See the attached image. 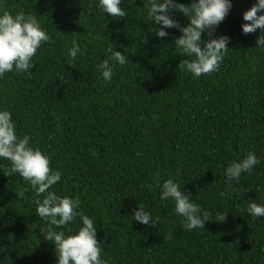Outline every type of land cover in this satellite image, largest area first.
Masks as SVG:
<instances>
[{
    "label": "trees",
    "instance_id": "1",
    "mask_svg": "<svg viewBox=\"0 0 264 264\" xmlns=\"http://www.w3.org/2000/svg\"><path fill=\"white\" fill-rule=\"evenodd\" d=\"M257 2L231 0L212 36L202 33L228 36L229 50L218 70L196 77L178 68L188 58L174 44L179 29H164V38L149 30L156 25L148 0H121L124 18L104 13L99 0H0V14L35 15L51 37L31 74L14 68L0 77V111L61 173L49 191L79 198L106 264H264V216L247 213L253 201L264 205V44L256 45L264 31L241 28ZM170 15L181 27L190 22L178 10ZM111 44L125 65L110 60ZM105 59L115 65L110 82L97 69ZM248 152L260 162L228 181L226 168ZM10 166L0 158V264H57L55 245L41 234L49 221L36 214L47 193L37 196L18 173L4 175ZM167 179L199 205L205 229H185L175 202L161 199L157 182ZM137 207L156 226L135 221ZM80 226L77 217L55 230Z\"/></svg>",
    "mask_w": 264,
    "mask_h": 264
},
{
    "label": "clouds",
    "instance_id": "2",
    "mask_svg": "<svg viewBox=\"0 0 264 264\" xmlns=\"http://www.w3.org/2000/svg\"><path fill=\"white\" fill-rule=\"evenodd\" d=\"M121 0H99V8L112 17L124 18L126 11L120 6ZM232 7L231 0H192L190 5L175 3L174 0H148V15L156 27L150 31L159 38L169 35L164 29L177 28L182 33L174 40L176 47L182 49L181 54H186L187 59L180 61L178 68L193 74L196 77L210 74L218 70L224 55L229 50L230 38L222 35L215 39L202 40L201 35L208 30L209 37L215 28L224 21ZM178 10L188 17L187 26L181 27L178 21L171 17L170 11ZM264 0L258 2L243 14V20L250 22L241 25L244 34L255 33L257 29L264 31ZM51 37L41 28L37 17L25 14L22 10L15 15L9 11L0 14V77L15 70L27 72L34 67L32 58L36 55L42 42H48ZM69 57L74 60L80 53V46L76 39L71 41ZM203 44V48L201 47ZM264 44V35L256 40V45ZM112 45V44H111ZM110 60L118 65H125L127 58L120 51H115L113 45L107 48ZM71 63V61H69ZM114 64L109 59L97 65L102 78L110 82L114 71ZM0 158L10 162V167L4 169V175L10 176L18 173L25 181L30 182L37 196L47 193L42 201L36 200V214L49 221L47 230L41 234L55 245L57 264H106L101 259L100 242L97 240V229L94 221L87 215L78 211L79 198L59 196L49 189L61 180V173L53 171L49 158L38 148L30 145V137L17 135L12 115L7 110L0 111ZM260 161L253 152H248L238 162L231 163L226 168L228 181L238 180L242 173L251 174L254 166ZM161 187V199H172L175 202V211L185 219L184 228L193 230L205 229L207 217L201 218L200 207L190 199V194L180 190V185L172 179L164 180ZM247 213L252 217L264 216V205L251 202L247 205ZM77 217L82 221V226L77 231H56L72 223ZM132 218L145 225L156 226L150 213L143 207L133 211ZM225 215H220L218 222H224ZM55 226V227H53Z\"/></svg>",
    "mask_w": 264,
    "mask_h": 264
}]
</instances>
